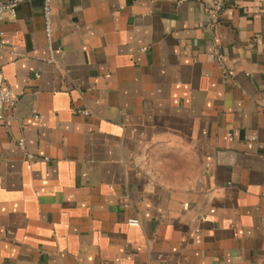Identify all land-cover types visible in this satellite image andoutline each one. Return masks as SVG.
I'll return each instance as SVG.
<instances>
[{"label":"crops","instance_id":"crops-1","mask_svg":"<svg viewBox=\"0 0 264 264\" xmlns=\"http://www.w3.org/2000/svg\"><path fill=\"white\" fill-rule=\"evenodd\" d=\"M51 25L42 0L1 25L0 264H264V0H53Z\"/></svg>","mask_w":264,"mask_h":264},{"label":"built area","instance_id":"built-area-1","mask_svg":"<svg viewBox=\"0 0 264 264\" xmlns=\"http://www.w3.org/2000/svg\"><path fill=\"white\" fill-rule=\"evenodd\" d=\"M21 0H0V49L4 46V30L2 28V23L8 18H11L15 14V7ZM215 8H220L224 0H212ZM52 2L53 0H42V11L44 18V32L47 38L48 48H51V35H52V25H51V12H52ZM217 60L219 64L224 68L222 64V56L217 52ZM15 95L13 90L8 88L4 83V77L0 70V118L5 116V113L14 104ZM18 144L20 146L24 145L23 139H18ZM29 158L34 157L33 154H28ZM129 224H137V218L128 219Z\"/></svg>","mask_w":264,"mask_h":264}]
</instances>
